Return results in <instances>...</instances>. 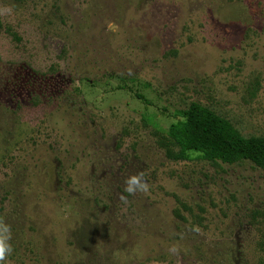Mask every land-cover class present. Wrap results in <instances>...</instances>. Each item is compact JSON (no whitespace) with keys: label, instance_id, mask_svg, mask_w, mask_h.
Here are the masks:
<instances>
[{"label":"rangeland","instance_id":"1","mask_svg":"<svg viewBox=\"0 0 264 264\" xmlns=\"http://www.w3.org/2000/svg\"><path fill=\"white\" fill-rule=\"evenodd\" d=\"M191 102L264 137V0H0V264H258L264 169L159 146Z\"/></svg>","mask_w":264,"mask_h":264},{"label":"trees","instance_id":"2","mask_svg":"<svg viewBox=\"0 0 264 264\" xmlns=\"http://www.w3.org/2000/svg\"><path fill=\"white\" fill-rule=\"evenodd\" d=\"M135 96L148 104L143 94ZM165 134L159 146L169 159H187L191 152H196L209 161H249L264 169V137H244L229 120L198 102H191L181 111ZM258 264H264V248Z\"/></svg>","mask_w":264,"mask_h":264},{"label":"clouds","instance_id":"3","mask_svg":"<svg viewBox=\"0 0 264 264\" xmlns=\"http://www.w3.org/2000/svg\"><path fill=\"white\" fill-rule=\"evenodd\" d=\"M127 188L125 191L132 193L134 190L143 189L144 185L138 180L137 177H132L126 181ZM4 231H7L5 229ZM6 237H0V261H3L6 254L11 251V248L5 243Z\"/></svg>","mask_w":264,"mask_h":264}]
</instances>
